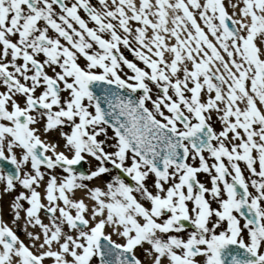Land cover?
<instances>
[{"label": "snow or ice", "instance_id": "6c2138e0", "mask_svg": "<svg viewBox=\"0 0 264 264\" xmlns=\"http://www.w3.org/2000/svg\"><path fill=\"white\" fill-rule=\"evenodd\" d=\"M0 264H264V0H0Z\"/></svg>", "mask_w": 264, "mask_h": 264}, {"label": "bare ground", "instance_id": "6f19581e", "mask_svg": "<svg viewBox=\"0 0 264 264\" xmlns=\"http://www.w3.org/2000/svg\"><path fill=\"white\" fill-rule=\"evenodd\" d=\"M226 2H227V0H226ZM230 10V9H229Z\"/></svg>", "mask_w": 264, "mask_h": 264}]
</instances>
